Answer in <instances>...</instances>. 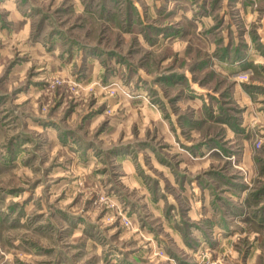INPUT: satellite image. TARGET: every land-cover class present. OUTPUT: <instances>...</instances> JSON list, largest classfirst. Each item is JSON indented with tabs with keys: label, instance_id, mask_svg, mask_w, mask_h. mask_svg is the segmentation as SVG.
Instances as JSON below:
<instances>
[{
	"label": "clouds",
	"instance_id": "clouds-1",
	"mask_svg": "<svg viewBox=\"0 0 264 264\" xmlns=\"http://www.w3.org/2000/svg\"><path fill=\"white\" fill-rule=\"evenodd\" d=\"M204 3L0 0V264H264V0Z\"/></svg>",
	"mask_w": 264,
	"mask_h": 264
},
{
	"label": "rangeland",
	"instance_id": "rangeland-1",
	"mask_svg": "<svg viewBox=\"0 0 264 264\" xmlns=\"http://www.w3.org/2000/svg\"><path fill=\"white\" fill-rule=\"evenodd\" d=\"M208 2L209 0H205L204 5L202 6V12L204 14H208ZM114 3H118V0H114ZM219 4V0H212V11H215L216 7ZM102 13H104L105 15L108 16V18L114 19V17L112 16V14L109 11V8L107 6V4L105 3L101 9ZM127 20H129V27H130V15H126L125 17ZM149 31L152 32H157L160 31V29H155V28H151L150 26L148 28H145V33H146V38H149L147 36V33ZM168 31H170L172 34H179L176 29H169ZM183 31V30H181ZM110 55H115V53H110ZM218 55L225 61L235 57V58H241L243 53L241 52L240 49H232L231 52L228 48H223L220 49ZM207 66V61H201L200 64L198 65V67L203 70L204 67ZM248 65H245V67H247ZM183 77L177 76L175 74H173L172 76H161L158 77V82H160L162 85H164L167 88H172L174 86V81L177 80H183ZM256 91L255 88L251 89V93H254ZM225 97H228V93L225 92L224 93ZM208 117L209 119H213L214 117L212 116V111L211 109H208ZM221 111L225 112L223 106H221ZM225 119L230 123V126H232L235 130L239 131V126L237 125L236 121L231 118L228 117L227 114L225 113ZM181 120L183 121V126L186 128H191L193 127V122L190 118L188 117H182ZM199 126H202L199 125ZM211 143H215L218 147L221 146L220 145V141L219 140H213L211 141ZM258 163H260L262 165V167H264V160H259L258 159ZM217 180H219L221 183L227 184L230 188L232 189H236V190H242L243 186L238 185V184H234L232 182V179H229L228 177H225L224 175H222L220 172H216L212 174ZM184 178H181V181ZM203 187H210V185L204 183L203 181L201 182ZM262 199H264V187H261L260 189H258L256 192H254L248 199L247 204L249 206V209H253L254 205H257ZM219 201H220V197H217V204L215 205L216 207H219ZM225 206H227L229 209H234V206L231 205L230 203H228L227 201L223 202ZM15 209H13L14 211ZM233 214H242V210L240 209H234ZM246 222L249 223L250 225H253L255 227H257L258 229H264V208H257L254 209L253 211H251V214L246 217ZM187 228V225H185V230ZM186 234V231H185Z\"/></svg>",
	"mask_w": 264,
	"mask_h": 264
}]
</instances>
